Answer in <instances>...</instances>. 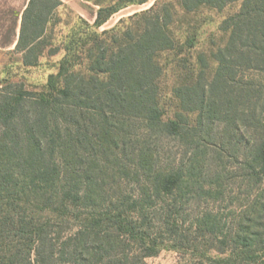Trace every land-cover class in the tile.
I'll list each match as a JSON object with an SVG mask.
<instances>
[{
	"label": "trees",
	"instance_id": "16d2710c",
	"mask_svg": "<svg viewBox=\"0 0 264 264\" xmlns=\"http://www.w3.org/2000/svg\"><path fill=\"white\" fill-rule=\"evenodd\" d=\"M87 1L98 9L85 68H60L39 94L0 89V264H146L163 247L264 264V92L239 75L264 71V0H155L100 33L148 0ZM63 5L28 1L14 48L24 65ZM201 10L227 11L225 43L213 67L179 78L165 117L158 58L176 47L177 12ZM168 137L181 155L165 163Z\"/></svg>",
	"mask_w": 264,
	"mask_h": 264
},
{
	"label": "rangeland",
	"instance_id": "374dc122",
	"mask_svg": "<svg viewBox=\"0 0 264 264\" xmlns=\"http://www.w3.org/2000/svg\"><path fill=\"white\" fill-rule=\"evenodd\" d=\"M100 1L110 5L115 0ZM0 2L5 3V0H0ZM176 3V0L172 1V5L177 9ZM63 4L54 13L44 36L35 45L36 51L41 52L37 64L24 65L21 53L0 50L1 93L5 94V80H7L22 84L24 90L39 94L47 90L50 76H55L60 68L63 67L69 71L85 68V53L81 48L83 46L87 48L96 33H94V28H90L91 23L67 3ZM95 6L98 9V6ZM135 10L137 7H130L114 13L97 32L109 30L120 18L140 11ZM226 12V10L220 13L201 10L199 14L190 16L177 12L172 23V30L177 41L176 47L163 52L158 58L163 67L160 85L163 92L161 107L165 117L172 115L171 92L173 87L179 83V78L184 77L186 71L192 68L196 70L205 64L208 69L213 67L212 54L219 46H223L226 40V33L219 28ZM239 75L252 80L257 92L261 94L264 92V71L256 68L242 70ZM15 88L11 87L10 90L13 91ZM259 108L260 104H257V112ZM159 144L161 158L165 163L180 157L181 147L177 140L168 137L162 139ZM238 181H233L230 186L232 195L245 189V186L242 189L239 188ZM216 256L218 255L213 250L208 253V258L212 259L209 260L192 249L163 247L157 254L146 257L145 262L146 264H214L213 258Z\"/></svg>",
	"mask_w": 264,
	"mask_h": 264
},
{
	"label": "crops",
	"instance_id": "0c3cea01",
	"mask_svg": "<svg viewBox=\"0 0 264 264\" xmlns=\"http://www.w3.org/2000/svg\"><path fill=\"white\" fill-rule=\"evenodd\" d=\"M28 1L29 0H5V3L0 2V50L14 51L19 36L22 12L26 8ZM61 1L63 3H67L71 8L77 11L81 15V17H84L89 23L92 24L95 21L97 8L95 4H92L90 1ZM154 1L155 0H148L143 4L129 5L119 10L118 12L128 9L130 7H137V10H143L151 6ZM91 7L94 9H92Z\"/></svg>",
	"mask_w": 264,
	"mask_h": 264
}]
</instances>
